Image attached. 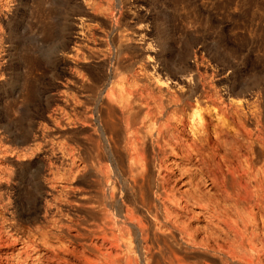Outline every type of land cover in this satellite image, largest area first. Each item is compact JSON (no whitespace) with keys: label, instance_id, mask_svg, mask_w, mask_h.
<instances>
[{"label":"rangeland","instance_id":"374dc122","mask_svg":"<svg viewBox=\"0 0 264 264\" xmlns=\"http://www.w3.org/2000/svg\"><path fill=\"white\" fill-rule=\"evenodd\" d=\"M183 59L192 75L166 73ZM260 72L264 0H0V264H126L122 248L106 254L109 203L138 167L124 149L137 131L164 146L149 195L178 227L181 264H223L226 213L264 205V135L242 106L222 120L221 101ZM108 100L119 117L135 105L117 166L97 157Z\"/></svg>","mask_w":264,"mask_h":264},{"label":"bare ground","instance_id":"6f19581e","mask_svg":"<svg viewBox=\"0 0 264 264\" xmlns=\"http://www.w3.org/2000/svg\"><path fill=\"white\" fill-rule=\"evenodd\" d=\"M119 13L121 15L122 11ZM67 26L68 23H63L58 31V37L62 39L59 46L60 50L66 47ZM165 69L166 73L174 71L182 76L192 75V69L186 64V59H183L174 70L170 66ZM222 71L223 69L213 70L212 76L220 75ZM258 76L259 78L252 83L235 84L229 82L226 85V97L229 100L224 98L221 102L228 109L222 112V120L229 119V106L233 107L235 105L237 108L242 106L241 109L244 110L247 120L256 125L257 137L262 139L264 135V73L260 72ZM203 85L206 86L205 83ZM187 91V99L195 98V101L199 103L202 93L199 92L198 94V90L191 83ZM205 92L209 94L211 90ZM254 95L256 96L255 104L251 106L249 96ZM232 97H237L239 102L234 101ZM134 107L132 101L128 102L127 111H123L120 115L126 121L125 126L128 130H130L129 120L132 121L131 110ZM105 109L106 113L100 126L104 142L103 140L98 142L97 157L117 166L120 162L119 122L122 119L115 115L116 105L111 101L108 100ZM74 110L76 111L77 107ZM250 111L251 115L249 114ZM198 117L200 120L202 119L200 113ZM208 134L209 132L205 135ZM191 146L192 144L189 145V150ZM255 147L259 152L262 151L260 146ZM163 148L160 138L154 136V134L140 135L137 131L126 137L124 149L128 151L132 160L137 161L138 167L125 182L123 181L124 185L119 188L121 196L112 192L109 205L112 213L110 219L113 223L110 232L113 234V238L109 241L111 246L106 252L107 255H110L114 249L122 248L126 253L124 255L126 264H181L183 261L181 256L183 245L177 242L176 237L178 227L167 219H161L160 205L155 198L149 195L152 189L150 164L152 159L158 157ZM203 181L200 189L205 192L206 186L209 184H207V181ZM156 188L154 189V195H161ZM262 192V189L259 188L251 193H244V195H262ZM204 194L208 193L205 192ZM237 195L243 194L239 193ZM35 198V195H27L21 203L26 205L30 201L35 202ZM121 204L125 206L124 210H122ZM24 209L23 206L22 212H24ZM226 214L228 217V236L231 240L228 242L230 249L225 256L221 255L223 264H264V205H260L259 212L235 209L231 212L228 211ZM103 240H108L107 233H105ZM221 251H223L222 248ZM98 252L102 253L100 248ZM220 253L222 254V252ZM120 260L121 256L117 253L108 262L119 264Z\"/></svg>","mask_w":264,"mask_h":264}]
</instances>
